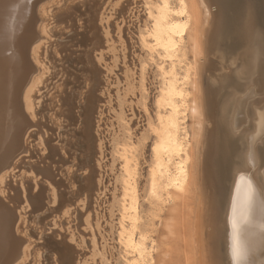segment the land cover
Wrapping results in <instances>:
<instances>
[{
  "label": "bare ground",
  "instance_id": "bare-ground-1",
  "mask_svg": "<svg viewBox=\"0 0 264 264\" xmlns=\"http://www.w3.org/2000/svg\"><path fill=\"white\" fill-rule=\"evenodd\" d=\"M111 1L0 0V264H112L114 232L126 241L135 233L128 264H173L180 255L187 264H264V28L246 18L233 63L240 65L223 76L200 64L212 14L205 0H150L149 7L129 0L124 25L114 28L110 17L124 0ZM140 7L152 9L154 34L180 43L182 61L179 78L170 67L162 87L166 95L182 92L174 99L182 130L170 109L149 143L143 179L141 123L149 122L151 100L143 61L133 55L144 27ZM52 21L57 26L46 27ZM49 31L56 37L45 46ZM43 61L49 96L36 106ZM145 198L122 225V201Z\"/></svg>",
  "mask_w": 264,
  "mask_h": 264
},
{
  "label": "rangeland",
  "instance_id": "rangeland-1",
  "mask_svg": "<svg viewBox=\"0 0 264 264\" xmlns=\"http://www.w3.org/2000/svg\"><path fill=\"white\" fill-rule=\"evenodd\" d=\"M115 1L116 0H112L109 6L111 7L112 3H114ZM145 1H147L145 3V6L149 7L148 2L150 0H144L143 2H145ZM205 2L208 5V8L212 14L208 18V23L205 24L203 27V30H204L203 42H204V47H205V53H204V57L200 61V64L203 63L206 66H208L209 64L215 65L214 74H216V72L217 73L220 72V74H222L223 76H230V75L233 76L234 75L233 70L237 66H239L240 62H241V61H238L239 65L235 64L236 65L235 66V65H233L234 59L237 58L239 56V54L241 52H243V49H244V41H243L244 40V24H245L246 18L250 15L253 22H255L256 27L258 26L261 30H263V28H264V0H205ZM121 6H124V10H122ZM108 7H107L106 11H108V9L110 8V7L109 8ZM118 7L115 10V12L112 13V15L110 17V19H111L110 25L111 26L114 25V27H115V24L119 23L121 19H123V21L126 20L127 10H125V8H129L131 6L129 5V0H124L121 3V5H119ZM142 9H143V7L139 8L140 16H141L139 20L142 22L141 18L144 19V27L142 28L143 33L140 36V39L137 37L134 38L135 43L133 44V49H134L133 55H135L136 57L138 56L137 58L142 59V61H143L142 66L144 68V71L147 68H148V70L151 69L150 70V73H151L150 78H148V79L144 78V80L146 82L145 89L149 93L151 104H150V107L148 106L146 108V111H148L147 114H148L149 122L147 124H145L146 121L144 119V122L142 120V123H141V128L143 129L144 132H146L145 133L146 134V140H145L146 146L144 147V150H143V161H144L142 164L143 170L141 171L142 172L141 178L143 179L146 177V173H147L146 171L149 169L148 165L151 161L149 143L154 138V136L158 134V128L165 124V120H167V118H168V113H169L170 109H176V111H177L175 114V129H176L175 131L177 134L181 133L182 126H183L182 125L183 120L181 118L182 113L179 111L180 107L178 106L177 103L174 104V99L180 97L182 95V92L175 91L172 94L168 93L166 95V94H164V89L162 88L163 84L166 83L167 81H169L168 77L172 76L170 67H173V74L176 77V80L179 78L178 71L182 65V61H180V59H179L180 58V54H179L180 53L179 52L180 43L179 42L167 43V41L165 39H160L159 35L154 34L152 32V29H151V24H152V21L155 17L154 14L151 12L152 9H149V8L146 10H144V9L142 10ZM167 11L171 12V10H167ZM217 12H220V15H218ZM177 14H178V16H181L180 12H177ZM233 18H235L236 20ZM213 19H214L215 23H214ZM219 20H220V22L222 21L221 23L219 22V24H221V25L218 24ZM230 20H232V22ZM228 21H230V24L228 23ZM233 21H234V23H233ZM224 22L228 23V25L226 23L224 24ZM256 22H257V24L260 23L261 25L260 24L257 25ZM124 23L125 22H120L119 24H120V26H123ZM216 24H218V26ZM234 24H235V26H234ZM230 25H231V27H229ZM54 26L55 27L57 26V23L55 21H52L51 23H48L46 25V27H54ZM223 26L228 27V28H225ZM213 27H215V28H213ZM221 27H222V29H224L226 31L221 30L222 31V33H221V31H220ZM231 30H232V33H231ZM213 33H215V35ZM231 34H234L235 36L231 35ZM213 36H215V37L213 38ZM55 37L56 36H54L53 34H50V31H49L45 46L49 45V41L55 39ZM240 45H241V47H240ZM228 49H229V51H228ZM214 50H216V51H214ZM216 53H217V55H216ZM226 54H227V56H226ZM217 62H218V64H217ZM42 65L44 67V70H43L44 73L42 74V77L40 79V83H38L36 85L37 90L35 91V94H34L36 96L32 97V100L34 103H35V101L40 102V103L38 102V104L36 106H41L45 102H48V100L46 98L49 96V92L46 93L47 91L45 92V89L47 90L50 87V85H47V81H50L51 79L50 80L47 79V81H46V79L43 80V76L45 77L47 74L46 72L50 71L51 68L47 65V62H45V61L42 62ZM216 65H218V67ZM220 66L222 68L218 70V68ZM118 71H116V72L120 73V71L119 72ZM211 73H212V70H210L208 68V70L206 69V72L203 71L201 74V83H202V86L204 88H206L208 86V84L211 82L210 77H209L211 75ZM55 79L56 78L52 79V81H54ZM232 79H234V77H232ZM180 82H181V80L179 79L178 81H176L175 84H180ZM44 84L47 85V86L45 85L46 88L45 87L43 88ZM160 93L164 94L163 99L159 100L160 98L158 96V101H155L156 95H158ZM37 95H39V96L37 97ZM44 98L46 100L42 101ZM152 99H154V102H152ZM169 99H173V101L169 102ZM208 115L209 114L206 115V119H205V132H206V134H207V131L209 132L213 127V120H211ZM59 135H61L60 137H62L61 131L58 132L57 134L53 135L54 137H56L53 140V143H54V141H57V142L59 141V139H57V136L59 137ZM204 139H205V136L201 140V146L203 144ZM58 143H60V141ZM31 144L34 146V144H35L34 140L30 141V145ZM163 150H164V148L161 149V153L159 155V157L161 159L164 157V154H165L163 152ZM41 152H42V150L40 151V153ZM19 156H23V160L32 161L34 159V158L28 157V153H21ZM107 157H109V155ZM91 163H92V161H90V164ZM119 170H120V165L117 162H115L113 171L115 173H119ZM14 171H17V169H15ZM78 171L80 172V170H77L76 172L79 173ZM17 173L18 172H16L15 175H17ZM16 178H18V176H15L14 179H16ZM36 178H40V176H37ZM108 183H110V181ZM152 193H155V190L153 189V187L149 191L150 195ZM142 201H143V203L141 202V204H140V200H135V202L132 204H129V202L127 200L122 201V211H121V213H122L121 224L122 225H124L123 223L128 224V223L132 222L134 219H136V215H138V211H140L141 207L146 205V203H147L146 201H148V199L145 198V199H142ZM25 211H26L25 216L31 215L29 206L26 207ZM28 218H29V216L26 217L27 220H28ZM116 221H118V219H116ZM73 223L74 222H70L69 224H73ZM77 227H78V229L83 228L82 225L77 226ZM72 228H74V227H72ZM47 232L50 233V230L46 229L44 231V233H47ZM180 232L183 233L184 231L180 230ZM114 233L116 234V232H114ZM115 234H114L115 237L112 236L113 239H110V243H109L111 246L110 247V252H112L111 255L113 254L112 255V261H113L112 264H128L129 262L134 261V255L137 253L135 233L132 232L131 238L127 241H126V238H123V236L121 234H120V237H118L119 235L117 236ZM181 236H182V234H181ZM34 240L41 242V239L34 238ZM144 240H146V238H144ZM173 264H187V262H186L185 258H183V255H180L179 257H177L176 259L173 260Z\"/></svg>",
  "mask_w": 264,
  "mask_h": 264
},
{
  "label": "flooded vegetation",
  "instance_id": "flooded-vegetation-1",
  "mask_svg": "<svg viewBox=\"0 0 264 264\" xmlns=\"http://www.w3.org/2000/svg\"><path fill=\"white\" fill-rule=\"evenodd\" d=\"M150 70H148V68L145 69V76H146L147 79L150 78V75H151Z\"/></svg>",
  "mask_w": 264,
  "mask_h": 264
},
{
  "label": "snow or ice",
  "instance_id": "snow-or-ice-1",
  "mask_svg": "<svg viewBox=\"0 0 264 264\" xmlns=\"http://www.w3.org/2000/svg\"><path fill=\"white\" fill-rule=\"evenodd\" d=\"M262 62H264V57H262ZM253 150V146H250V152H252Z\"/></svg>",
  "mask_w": 264,
  "mask_h": 264
}]
</instances>
